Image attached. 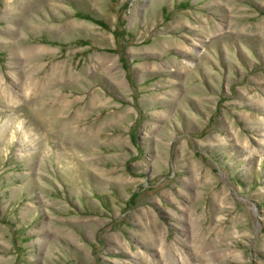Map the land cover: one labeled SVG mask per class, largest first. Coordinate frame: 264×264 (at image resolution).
<instances>
[{
    "label": "rangeland",
    "instance_id": "rangeland-1",
    "mask_svg": "<svg viewBox=\"0 0 264 264\" xmlns=\"http://www.w3.org/2000/svg\"><path fill=\"white\" fill-rule=\"evenodd\" d=\"M0 264H264V0H0Z\"/></svg>",
    "mask_w": 264,
    "mask_h": 264
}]
</instances>
